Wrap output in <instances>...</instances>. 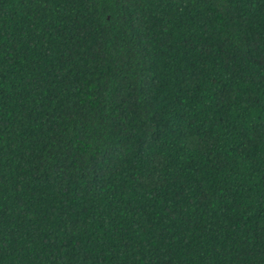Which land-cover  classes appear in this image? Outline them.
<instances>
[{"label": "trees", "instance_id": "16d2710c", "mask_svg": "<svg viewBox=\"0 0 264 264\" xmlns=\"http://www.w3.org/2000/svg\"><path fill=\"white\" fill-rule=\"evenodd\" d=\"M0 264H264V0H0Z\"/></svg>", "mask_w": 264, "mask_h": 264}]
</instances>
